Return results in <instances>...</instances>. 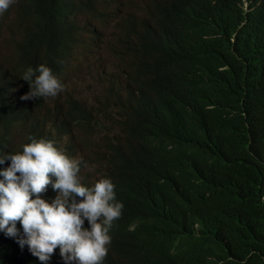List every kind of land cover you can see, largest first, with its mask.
I'll return each instance as SVG.
<instances>
[{
	"label": "trees",
	"instance_id": "trees-1",
	"mask_svg": "<svg viewBox=\"0 0 264 264\" xmlns=\"http://www.w3.org/2000/svg\"><path fill=\"white\" fill-rule=\"evenodd\" d=\"M52 1L54 13L47 26L56 25V36L72 43L78 58L80 16L93 18L99 25L89 26L100 28L109 14L104 11L107 3ZM44 3L49 5L50 0H29L19 8L21 57L54 54L53 40L43 35L32 38L31 27L24 23L42 13ZM229 10L227 5L216 9L206 0H149L143 20L166 30L169 50L162 52L126 36L119 39L114 34L113 41L105 40L98 29V43L104 42V51L112 58L120 52L117 40L126 54L134 55L126 59V67L114 62L115 71L99 75L118 90L112 105L103 106L111 116L108 121L118 128L108 125L101 142L93 143L91 155L115 182L116 201L123 204L115 223L120 236L116 246L139 264H264V91L257 93L254 107H247L243 96L261 76L254 53L249 65L239 59L236 73L223 68L225 59L234 55L225 34L228 29L216 38L211 27L222 17L227 25L229 19L235 23L237 17ZM129 23L137 22L123 20L119 29L127 30L124 25ZM208 37L212 46L200 41L178 50L176 45L179 38ZM245 66L256 72H247ZM120 90L126 91L122 99ZM132 90L143 98L131 99ZM169 98L188 102L191 108L179 109L193 111L190 117L177 116L169 130L191 133L193 139L166 131L167 124L157 113ZM218 100L226 104L217 105ZM134 106L143 112L131 116ZM8 151L11 144L0 145V154Z\"/></svg>",
	"mask_w": 264,
	"mask_h": 264
},
{
	"label": "clouds",
	"instance_id": "clouds-1",
	"mask_svg": "<svg viewBox=\"0 0 264 264\" xmlns=\"http://www.w3.org/2000/svg\"><path fill=\"white\" fill-rule=\"evenodd\" d=\"M104 1V11L109 14L103 17L102 27H91L99 22L80 16L83 28L79 60L75 46L56 36V25L47 26L54 13L52 0L49 5L44 3L42 13L30 16L24 23L31 27L28 34L32 38L43 35L53 40V56L37 52L21 57L23 36L21 23H17L18 12L29 0H0V30L5 32L0 31V145L11 144V151L0 154V264H139L116 246L120 236L115 223L123 204L116 201L115 182L91 155L93 143L101 142L106 127L118 128L108 121L111 116L103 108L106 103L112 105L118 90L99 75L115 71L111 65L114 62L126 67V59L134 55L126 54L117 40L120 52L112 58L104 51V42L98 43L97 34L102 29L105 40L110 41L114 34L119 39L126 36L157 52L168 51L169 41L165 29L143 20L149 0ZM206 1L216 9L227 5L237 17L235 23L229 19L228 25L222 17L211 27L216 38L228 29L225 34L234 55L225 59L223 68L236 73L239 59L249 65L255 54L261 76L243 96L247 107L252 108L257 93L264 91V0ZM127 19L137 23L124 25L127 30L119 29ZM9 37L11 44L7 43ZM200 41L213 45L209 37L179 38L176 45L180 50ZM80 67L84 70L82 78L78 75ZM244 69L256 72L253 67ZM132 91L131 99L143 98L138 91ZM119 94L122 99L126 91L120 90ZM218 104L226 102L218 100ZM139 107H132L130 115L143 112ZM179 107L191 105L169 98L157 114L167 124V132L193 139L191 133L169 130L177 116L193 114ZM112 169L115 171L113 164ZM261 169L264 171V142Z\"/></svg>",
	"mask_w": 264,
	"mask_h": 264
},
{
	"label": "rangeland",
	"instance_id": "rangeland-1",
	"mask_svg": "<svg viewBox=\"0 0 264 264\" xmlns=\"http://www.w3.org/2000/svg\"><path fill=\"white\" fill-rule=\"evenodd\" d=\"M136 1L138 2L139 0H136ZM3 29H4V30H7V27H3ZM0 31H1V30H0ZM1 32H2L3 34H5L4 31H1ZM107 57H108V56H107ZM107 59H108V61H110V57H108ZM78 75H79V78L84 77V70L82 69V67L79 68Z\"/></svg>",
	"mask_w": 264,
	"mask_h": 264
}]
</instances>
